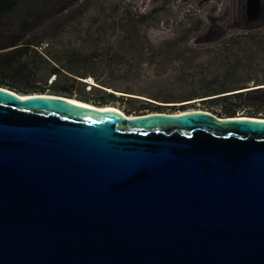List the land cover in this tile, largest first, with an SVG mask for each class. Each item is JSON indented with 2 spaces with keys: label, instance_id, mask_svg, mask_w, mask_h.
<instances>
[{
  "label": "water",
  "instance_id": "water-1",
  "mask_svg": "<svg viewBox=\"0 0 264 264\" xmlns=\"http://www.w3.org/2000/svg\"><path fill=\"white\" fill-rule=\"evenodd\" d=\"M69 99L0 87V264H264V118Z\"/></svg>",
  "mask_w": 264,
  "mask_h": 264
},
{
  "label": "trees",
  "instance_id": "trees-1",
  "mask_svg": "<svg viewBox=\"0 0 264 264\" xmlns=\"http://www.w3.org/2000/svg\"><path fill=\"white\" fill-rule=\"evenodd\" d=\"M40 1L28 0L19 14L4 21L5 26H0V33L16 34L15 29L23 20L36 24L39 17L46 13L40 8ZM95 1L82 0L78 8L60 13L38 27L29 38L22 41L21 47L0 53V76H8L21 86L13 83L5 88L23 95L45 94L49 91L53 95L72 98V91L63 86L70 81L81 85L82 92H85L87 84L83 80L89 78L99 88L91 87L88 94L98 89L101 99L92 101L90 98L80 97V101L95 106L139 103L138 111L128 110L126 114L129 115L133 112H155L166 108L133 98L138 96L157 103L172 104L202 100L206 109H218L221 117L243 113L247 117L264 118V76L252 72L259 55H264V40H258V37H233L210 44L191 45L190 39L180 32L174 40L154 47L139 30L149 25L156 10L146 15H136L124 7L117 25L105 27L93 24L84 29L80 20L88 12L89 5L95 4ZM69 27L74 28L70 32L75 37H84L83 48H73L69 42L65 44L59 41L65 37H73L62 34ZM115 28L122 33L115 39L117 48L110 44L104 55L95 57L96 52L104 50L102 46L105 42L109 44L110 35L107 33ZM44 45L46 47L42 50ZM124 48L126 51L131 49L133 55L122 53ZM81 49L91 51V55L84 54ZM110 57L111 62L117 59L118 65L123 67L121 78L125 80L144 78L143 66H151L153 73L146 82L149 88L141 91L120 89L103 81L95 69L107 67L106 74L113 76L114 72L108 61ZM50 78L53 80L48 86ZM0 87L3 85L0 84ZM117 93L122 96L117 97ZM167 108L176 110L175 107ZM185 108L187 107L180 106L177 110Z\"/></svg>",
  "mask_w": 264,
  "mask_h": 264
},
{
  "label": "rangeland",
  "instance_id": "rangeland-1",
  "mask_svg": "<svg viewBox=\"0 0 264 264\" xmlns=\"http://www.w3.org/2000/svg\"><path fill=\"white\" fill-rule=\"evenodd\" d=\"M96 0L92 5H89L88 12H86L85 16L80 20V23L82 24L83 28L87 29L89 28V25L97 24V25H105V27L117 25V22L120 21L119 19L122 17V14L125 8L127 10L135 13L136 15H146L149 12L156 10L157 12L153 15L151 21L149 22V25L146 27H143L142 30H139V33H142L145 35L147 41L150 45L154 47H159L162 43L167 41L174 40L177 35L182 32L183 36H187L190 39L191 45L196 44H210L212 42L224 40L227 38H239V37H258V40H264V28L259 30H253L251 31H245V30H239L234 29L233 27L226 26L227 21H216V22H209L207 20V14L211 16H219L221 17L220 13L218 12L219 7L217 5L209 4V5H201L198 6L197 4L192 3H186L184 0ZM125 7V8H124ZM50 16H46L44 18H41L39 21V24L37 27L31 32L25 33V39L29 38V36L34 33L38 27L43 25V23L48 20ZM222 18V17H221ZM23 26V25H22ZM119 28V27H117ZM115 28L114 31H108L107 35H110V42L107 45L105 42V45L102 46V49L98 52H96L95 57H99L105 54V49L110 46H114L117 48L116 45H118L115 42V39H117L118 35H121V30ZM71 30H74V28H67L66 31H64L62 34L64 36L72 35L73 37H65L62 40L63 43L69 42V44H72L71 46L73 48H83L84 45V37H75V34L70 32ZM113 30V29H111ZM142 31V32H141ZM66 32V33H65ZM24 39V38H23ZM22 39L14 40L13 42L7 43L8 46H12V49L21 47L20 42ZM5 43V47L7 46ZM4 47V45L0 46V48ZM46 47V45L43 46L42 50ZM86 48V47H84ZM119 48V47H118ZM9 50V51H10ZM84 51L83 49H81ZM132 50H127L124 48L122 53H126L129 56H132L131 53ZM84 54H87L88 56L91 55V51L86 50L83 52ZM113 54V52H112ZM115 54V53H114ZM91 57V56H90ZM147 57V56H146ZM112 58H108L110 68L113 70L114 75L111 76L110 74H106L107 67H98L95 69V72L102 80L114 85L117 88L120 89H126L130 88L135 91H141L147 90L149 88V85L146 84L148 80V76L150 77L153 73L152 67L145 64L143 66V72L142 74H145L144 78H141L140 80H125L121 78L123 67L121 65H118L117 59L114 60V62H111ZM254 73H256L259 76H264V55H259L258 60L255 62L254 65ZM108 73V72H107ZM109 76V77H107ZM53 78H50L48 80V86L51 83ZM84 83H86V87L84 88L85 92H82V86L77 83H71L70 81L67 82L63 88L71 90L72 92V99L79 100L80 97H87L90 98L92 101H98L101 99V94L97 91L92 92L91 94H88L91 87H98L93 79H87L83 80ZM16 83L17 86L21 87L17 81H13L8 76H0V84L5 87L8 84ZM99 88V87H98ZM46 95H53L47 91L45 93ZM124 95V94H123ZM61 96V95H56ZM117 97L122 96V94L117 93ZM125 96V95H124ZM66 97V96H63ZM127 97V95H126ZM69 98V97H68ZM135 99L142 100L141 102L146 103L150 102L155 105L163 106L166 108H163V110L158 112H164V113H177L180 110H177L180 108V106H186L188 110H207L210 111L218 116H220V111L217 110H211L206 109L205 105L202 100H195L190 101L187 103H180V104H172V103H157L154 101H151L147 98L133 96ZM80 101V100H79ZM89 103V102H86ZM91 104V103H90ZM139 103H118L111 106H99V107H114L123 112L124 114L128 110L132 111H138L137 107L139 106ZM167 107H175L176 110H170L171 108ZM148 112V111H145ZM144 113V112H143ZM146 114V113H144ZM126 115V114H125ZM236 116H246L243 113L236 114Z\"/></svg>",
  "mask_w": 264,
  "mask_h": 264
},
{
  "label": "flooded vegetation",
  "instance_id": "flooded-vegetation-1",
  "mask_svg": "<svg viewBox=\"0 0 264 264\" xmlns=\"http://www.w3.org/2000/svg\"><path fill=\"white\" fill-rule=\"evenodd\" d=\"M41 0V6L43 10H45V14L40 16L37 20L36 24L32 25L26 20L20 22L15 29L16 34H2L0 33V46L4 45L5 43L13 42L14 40H20V42L25 40V33L31 32V30L35 29L39 24L41 18L46 16H50L48 20H46L43 24L48 22L50 19L54 18L55 16L59 15L60 13L70 11L72 9H76L81 6L82 0ZM186 3L197 4L198 6L201 5H217L219 7L218 12L220 13L221 17L211 16L207 14V20L209 22H216V21H227L228 23L225 24L226 26L233 27L234 29L251 31L259 30L264 28V0H184ZM124 2V0H123ZM28 0H19L18 4L14 9L7 13L6 15L0 18V26L4 27V21L9 19L10 17H15L19 14L23 7L26 6ZM23 25V26H22ZM247 28H252L247 29ZM24 38V39H23ZM8 46V45H7ZM6 46V47H7ZM7 52V51H6ZM188 111V109H181L179 112ZM158 112V111H155ZM154 113V112H144ZM143 112H133L130 115H144ZM126 114V113H125ZM129 115V114H126Z\"/></svg>",
  "mask_w": 264,
  "mask_h": 264
},
{
  "label": "bare ground",
  "instance_id": "bare-ground-1",
  "mask_svg": "<svg viewBox=\"0 0 264 264\" xmlns=\"http://www.w3.org/2000/svg\"><path fill=\"white\" fill-rule=\"evenodd\" d=\"M70 101H72L74 104L78 105V106H82V107H85V108H92V109H96L98 110L99 112H115L121 116H126L123 112H121L120 110H118L117 108H114V107H99V106H95V105H92L90 103H86V102H83V101H79V100H76V99H69ZM190 112H201V111H205V112H209L207 110H188ZM210 113V112H209ZM238 120H250V121H255V119H249V118H246V116H237L236 117Z\"/></svg>",
  "mask_w": 264,
  "mask_h": 264
}]
</instances>
